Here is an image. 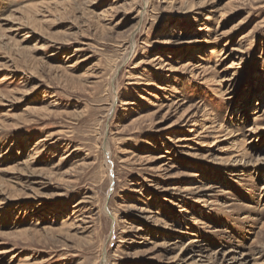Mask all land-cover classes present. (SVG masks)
<instances>
[{
    "label": "rangeland",
    "instance_id": "1",
    "mask_svg": "<svg viewBox=\"0 0 264 264\" xmlns=\"http://www.w3.org/2000/svg\"><path fill=\"white\" fill-rule=\"evenodd\" d=\"M0 172V264H264V0H0Z\"/></svg>",
    "mask_w": 264,
    "mask_h": 264
},
{
    "label": "bare ground",
    "instance_id": "2",
    "mask_svg": "<svg viewBox=\"0 0 264 264\" xmlns=\"http://www.w3.org/2000/svg\"><path fill=\"white\" fill-rule=\"evenodd\" d=\"M25 7H27V6H25ZM36 7V6H35ZM34 7V8H35ZM22 10V9H21ZM23 11V10H22ZM28 11V10H27ZM16 13H17V11H15ZM19 13V12H18ZM17 13V14H18ZM19 14H22V13H19ZM23 17H24V15H23ZM16 29H18V28H16ZM135 35V34H134ZM134 39V38H133ZM167 43V42H166ZM133 46H132V48H134V47H136V44H132ZM128 56V55H127ZM130 56V55H129ZM128 56V57H129ZM169 57V56H168ZM122 60H124V59H122ZM125 60H128V58L126 59L125 58ZM157 61H160V63H158V65H161L162 63V61H163V59L159 56V57H156L155 58V62H157ZM123 63H124V61H122ZM122 66V65H121ZM182 69V68H181ZM172 70V69H171ZM178 69H176V71H177ZM182 70H184V71H186V72H192V73H194V72H196V71H198V68L197 67H194V65L192 64V63H186V65L183 67V69ZM173 71H175V69H173ZM169 72V71H168ZM203 73V72H202ZM205 74V73H204ZM173 88V87H172ZM169 89V88H168ZM133 103H127V102H125V103H123V105H129V106H131ZM115 105V104H114ZM157 106V105H156ZM171 106H173V107H177L178 109H179V111L181 110L180 108L182 107V105H180V103H179V101L178 102H176V101H172V105H169L168 107H171ZM160 107V106H159ZM28 108H30V107H27L26 109H28ZM186 108V107H185ZM189 108V107H188ZM188 108H187V111H188ZM191 108V107H190ZM170 109V108H169ZM191 110V109H190ZM25 112L27 111V110H24ZM33 111V110H32ZM130 111V110H129ZM174 111V110H173ZM176 111V110H175ZM182 111H184V110H182ZM200 111V108H197V109H195V110H191V111H189L188 112V114L186 115L187 117H185L186 118V123L190 126H194V128H192L191 129V133H193L194 132V130L193 129H195L199 124H200V122L201 121H203L204 119H198V112ZM177 112V111H176ZM204 112V111H203ZM181 113V112H180ZM206 115V114H205ZM185 116V115H184ZM183 116V117H184ZM204 116V114L201 116V118ZM207 116V115H206ZM205 116V117H206ZM208 117V116H207ZM140 118V117H139ZM144 119V118H143ZM142 119V120H143ZM187 119H189V120H187ZM211 119V118H210ZM260 119V118H259ZM138 120V122L140 121L138 118L137 119H134L133 121H132V123H134L135 121H137ZM212 120V119H211ZM210 121V120H209ZM204 122V121H203ZM202 122V123H203ZM132 123H130V124H132ZM136 124V123H135ZM205 124V123H204ZM216 123L214 122V121H211L210 123H208V124H205V125H203V132L204 133H206V132H208V133H213L214 131H216L215 129H217L216 128V125H215ZM188 125H185V126H188ZM201 125V124H200ZM219 127V126H218ZM200 128V127H199ZM258 128V127H257ZM3 130V129H2ZM200 131V130H199ZM255 131V130H254ZM215 133V132H214ZM209 134V135H210ZM197 136V135H196ZM216 136V135H215ZM226 136H228V135H226ZM229 136H231V134L229 133ZM236 137V136H235ZM230 138V137H229ZM214 139V138H213ZM217 139V138H216ZM189 139H182V140H180L181 142H183V141H188ZM225 140H227V139H225ZM225 140H224V142H225ZM44 141V140H43ZM179 140L177 141V142H180ZM176 142V141H175ZM180 142V143H181ZM238 142V141H237ZM231 143V142H230ZM211 144V143H210ZM236 145H238L237 147H239L238 149H241L240 147L241 146H239L240 144H236ZM242 145V144H241ZM183 146H186V144L185 145H183ZM232 146V145H231ZM234 146V145H233ZM212 147V146H211ZM215 147V146H214ZM230 148H232V147H230ZM235 148V147H234ZM105 149V148H104ZM218 149V148H217ZM228 149V148H227ZM226 149V150H227ZM238 149H237V152H238ZM220 150V149H219ZM222 150V149H221ZM108 151V150H107ZM222 151H224V150H222ZM228 152V151H227ZM240 152V155H241V151H239ZM238 152V153H239ZM242 154L243 155H241V156H243V158H241L242 160L241 161H239V163L241 162H243L244 161V159L246 158V157H248L249 158V155L248 156H246L243 152H242ZM240 156V157H241ZM238 157H239V155H237L236 154V157L235 158H237L238 159ZM109 158V157H108ZM163 157H159V159L161 160ZM247 158V159H248ZM165 159V158H164ZM230 159H231V157H230ZM249 159H251L249 162H251V161H253V162H255V163H257V164H260V162H258V160L256 161V160H254L253 159V157L252 156H250V158ZM233 160V159H232ZM239 160V159H238ZM238 160H237V162H238ZM263 160V159H262ZM261 160V161H262ZM221 162L222 163H224L222 160H221ZM227 162H228V159H227ZM166 163V162H165ZM227 164V163H226ZM256 164V165H257ZM262 164V163H261ZM165 166H166V164H164ZM168 165V164H167ZM253 165H254V163H253ZM28 167V166H27ZM254 167V166H253ZM174 168V167H173ZM159 169V168H158ZM168 168H164V166H163V169H161V170H167ZM6 170V169H5ZM17 170V169H16ZM160 170V169H159ZM7 171H8V169H7ZM169 171V170H168ZM19 172V171H18ZM157 172V171H156ZM1 173V172H0ZM9 174V173H8ZM172 174V173H171ZM1 175V174H0ZM6 175V174H5ZM163 175V174H162ZM167 176V175H166ZM165 176V177H166ZM169 176V175H168ZM244 176V175H243ZM172 177H174V176H172ZM249 177V176H248ZM245 180V179H244ZM243 180V181H244ZM255 185V184H254ZM198 188V187H197ZM203 189V188H202ZM211 189V188H210ZM210 189H209V191H210ZM174 190H175V188H174ZM195 190V189H194ZM173 191V190H172ZM205 191V190H204ZM194 193L196 194V192L194 191ZM194 195V194H193ZM210 195V194H209ZM202 196V195H201ZM3 199V198H2ZM9 199V198H8ZM12 199V198H11ZM7 200V199H6ZM3 201V200H2ZM234 209V208H233ZM225 212V211H224ZM149 218V217H148ZM147 218V219H148ZM150 218H152L151 216H150ZM156 222V221H155ZM160 224V223H159ZM261 224H263V223H261ZM262 227H264V226H262ZM261 228V227H260ZM173 230V229H172ZM263 230V229H262ZM259 231V230H258ZM10 235V234H9ZM260 235V234H259ZM257 238V237H256ZM258 238H260V237H258ZM257 238V239H258ZM179 239V237H177L176 239H174L171 243H169V245H167L168 246V248H170V250H174L175 248H177V247H175L178 243H179V241H177ZM256 240V239H255ZM189 243H190V241H189ZM2 244V243H1ZM173 247H175V248H173ZM253 247V246H252ZM258 247V246H257ZM189 248L190 249H188V251H184V254L183 255H187V256H189V257H192V258H201V259H203V258H208L210 261H214V262H216L217 264H237L238 262H240V259L239 258H237L236 257V255H235V253L233 252V251H225V252H223V253H218V254H216V255H211L210 254V248H208V246H206L205 244H203V243H199V241H193L192 243H190V245H189ZM4 250H6V249H4ZM183 250V249H182ZM254 251V250H253ZM11 252V251H10ZM192 253V254H188V253ZM219 252V251H218ZM3 254H6V252H0V256H2ZM180 254V253H179ZM244 256V255H243ZM188 257V258H189ZM251 257V256H250ZM187 258V259H188ZM2 259V258H1ZM183 259V258H182ZM181 259V260H182ZM185 259V258H184ZM200 259V260H201ZM242 261H245L246 260V258H243V259H241ZM208 261V260H207ZM241 261V262H242ZM241 264V263H240Z\"/></svg>",
    "mask_w": 264,
    "mask_h": 264
}]
</instances>
